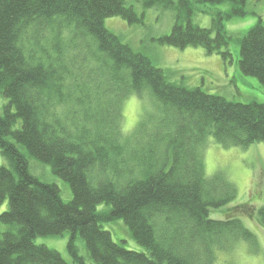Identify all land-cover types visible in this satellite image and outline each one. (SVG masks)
<instances>
[{"label":"trees","instance_id":"trees-1","mask_svg":"<svg viewBox=\"0 0 264 264\" xmlns=\"http://www.w3.org/2000/svg\"><path fill=\"white\" fill-rule=\"evenodd\" d=\"M225 2L233 12L216 13L211 29L193 22L195 5ZM135 3L175 12L161 44L233 59L224 23L245 15L246 0H0V264H225L257 246L240 219L211 218L237 194L224 174L205 173L200 149L209 136L264 143V104L169 82L104 25H143ZM256 29L241 40L238 65L264 90V26ZM132 94L159 105L136 139L122 132ZM47 166L53 180L30 174ZM256 217L264 228V207ZM117 222L144 252L115 242L106 225ZM65 234L71 263L36 243Z\"/></svg>","mask_w":264,"mask_h":264},{"label":"rangeland","instance_id":"rangeland-1","mask_svg":"<svg viewBox=\"0 0 264 264\" xmlns=\"http://www.w3.org/2000/svg\"><path fill=\"white\" fill-rule=\"evenodd\" d=\"M133 6L139 14L144 12L142 16L144 25L131 26L120 17L106 20L105 25L108 30L119 36L123 43L129 44L136 52L148 57L157 68L163 69L171 82L176 83L175 78L189 77V84L195 85L205 73L207 87H210L209 83L218 85V88H203L210 95L222 96L227 100L241 104L252 102L264 104V90L259 81L255 78L241 76L238 66L241 40L257 25L259 17L264 14V0H248L247 16L233 18L226 22V31L234 38L229 46L233 59L226 63L218 53L208 54L201 49L191 47L182 51L159 44L158 39L171 34L176 23L175 12L164 11L160 8L145 10L136 3ZM231 10L230 2L220 5H197L198 13L195 14L193 22L202 28L211 29L216 13H229ZM240 19L247 23H243ZM249 20H254L255 23L249 22ZM173 74L175 77L171 76ZM6 103L7 100L0 94V112L3 111ZM154 103L150 97L141 100L132 96L125 100L122 110L125 136H133L139 125L150 117ZM132 139H136V137ZM204 154L205 173L208 176L216 173L224 174L227 180L234 185L237 193L234 202L222 209L212 211L211 218L215 220L238 218L257 238L256 247L247 248L248 251L245 250V247L236 249L235 255H230L225 264H264V228L259 225L256 218L264 203V143L253 144L243 149L239 147L225 148L213 142L212 145L207 146ZM45 171V169L39 168L35 176L42 182L47 178L53 180V173L49 166H47V174H43ZM6 209L7 205L0 210V213ZM106 226L112 230L115 242L122 244L128 250L144 252L135 243L122 222ZM68 242L69 234L59 238L36 240L37 244L45 245L59 252L65 261L71 263L72 260L67 249ZM77 245L80 254L86 256L84 243L78 241Z\"/></svg>","mask_w":264,"mask_h":264},{"label":"bare ground","instance_id":"bare-ground-1","mask_svg":"<svg viewBox=\"0 0 264 264\" xmlns=\"http://www.w3.org/2000/svg\"><path fill=\"white\" fill-rule=\"evenodd\" d=\"M247 1V3H248V0H246ZM225 3H227V2H225ZM247 3H246V5H247ZM222 4H224V3H222ZM207 5H211V4H207ZM216 5H220V4H216ZM196 6L197 5H195V10H194V14H197L198 12L196 11ZM200 6H205V5H200ZM233 8V7H232ZM152 9V8H151ZM170 11V10H169ZM245 11H246V6H245ZM174 12V11H173ZM232 12H233V10H232ZM264 13V12H263ZM247 12L245 13V15H242V16H233V17H231V19H233V18H245L246 16H247ZM176 16V15H175ZM194 18V17H193ZM263 18H264V14L261 16V17H259V19H258V23H257V25H255L249 32H251L253 29H256L257 28V26L258 25H260V24H262L263 26H264V23H263ZM108 19H110V18H108ZM108 19H105V21H104V25L106 24V20H108ZM231 19H229V20H231ZM229 20H226L225 21V23H224V26H225V31H226V22L227 21H229ZM241 20V19H240ZM241 21H243V20H241ZM127 22V21H126ZM249 22H253V23H255V21L254 20H249ZM128 23V22H127ZM243 23H247V21H243ZM129 24V23H128ZM196 24V23H195ZM130 25V24H129ZM135 25H137V26H140L141 24H135ZM144 25V24H143ZM197 25V24H196ZM132 26V25H131ZM197 26H199V25H197ZM247 26V25H246ZM249 26H251V25H249ZM105 27H106V25H105ZM200 27V26H199ZM107 28V27H106ZM202 28V27H201ZM257 30V29H256ZM110 31V30H109ZM220 32V30L218 29L217 30V34ZM248 32V33H249ZM113 33V32H112ZM226 33L228 34V36L231 38V40H230V42H229V44H231L234 40V38H233V36L232 35H230L227 31H226ZM247 33V34H248ZM246 34V35H247ZM116 35V34H115ZM245 35V36H246ZM117 36V35H116ZM244 36V37H245ZM119 37V36H118ZM243 37V38H244ZM120 38V37H119ZM158 43L159 44H161L159 41H158ZM162 45H165V46H169V47H174V48H177V49H180V50H182V51H184L185 49H187V48H189V47H191V48H198V49H201V50H203L205 53H208L206 50H204L202 47H200V46H192V45H188V46H186V47H183V48H179V47H175V46H170V45H166V44H162ZM230 46V45H229ZM218 48L221 50L222 49V46H218ZM214 49V48H213ZM240 49H241V46H240ZM134 50V49H133ZM228 50H229V47H228ZM135 51V50H134ZM139 53V52H138ZM142 54V53H141ZM209 54V53H208ZM144 55V54H143ZM145 56V55H144ZM146 57V56H145ZM149 61H150V63L155 67V68H157L153 63H152V61L148 58V57H146ZM239 66V65H238ZM157 69H160V68H157ZM161 71H163L164 72V74L166 75V77H167V74H166V72L163 70V69H160ZM239 71H240V74H241V76H243V77H245V78H253V77H246V76H244L243 74H242V72H241V70H240V68H239ZM172 77H175V74H173V75H171ZM256 79V78H255ZM167 80L169 81V82H171L169 79H168V77H167ZM174 80H176L175 82L176 83H174V82H171V83H173V84H176V85H180V86H184V87H186V88H189V89H202L203 90V88H208V89H210V88H218V85H213L212 83H209V85H210V87H207L206 85H207V82H206V75H205V73H203V76L201 77V79H199L198 80V83L196 82V84L195 85H191V84H189L190 83V80H189V77H185V78H175ZM189 85V86H191V87H194V88H190V87H188L187 85ZM225 88V87H224ZM204 91V90H203ZM204 92H206V91H204ZM207 94H209L208 92H206ZM132 96H135V97H137V98H139V99H141L140 97H138V96H136L135 94H132V95H129L127 98H129V97H132ZM217 96V95H216ZM151 98L155 103H154V107L152 108V112H151V115H150V117L148 118V119H146L142 124H140L139 125V128L136 130V132L133 134V136H125V134H124V132H123V125H122V132H123V134H124V136H125V138H133V137H136V136H138L139 135V133H140V131L144 128V125H145V123L146 122H148L149 121V119H152L153 118V113L159 108V105L156 103V101L150 96V95H146L144 98ZM220 97H222V96H220ZM126 98V99H127ZM144 98H142L141 100H143ZM224 98V97H223ZM125 99V100H126ZM125 100H124V102H123V106H124V103H125ZM228 101H230V100H228ZM231 102V101H230ZM235 102V101H234ZM238 103V102H237ZM247 104H249V103H247ZM123 106H122V110H123ZM121 116H122V119H123V114H121ZM122 123H123V121H122ZM143 140L144 139H142V137L141 138H139V139H137V142H138V145H140V147H141V143L143 142ZM213 142H215V143H217L218 145H222L223 147H225V148H230V147H239V146H234V145H223V144H221V143H219V142H217L213 137H211V136H209V137H207V139H206V143H205V145H203L202 147H201V156H202V160H203V162H204V153H205V150H206V148H207V146L208 145H212L213 144ZM257 144H263V143H257ZM239 148H241V147H239ZM243 149H246V148H243ZM37 170H39V169H36V168H34V167H31V169H30V174L31 175H33V176H35V173H36V171ZM41 171V170H40ZM216 174H222V173H216ZM164 176H166V174H164ZM237 194V193H236ZM7 205V207H8V202H5L1 207H0V210L1 209H3V208H5V206ZM264 207V203H263V205H262V207L261 208H263ZM260 208V209H261ZM259 209V210H260ZM2 213V212H1ZM0 213V214H1ZM257 218V217H256ZM241 222H242V224L245 226V224L243 223V221L242 220H240ZM257 222L259 223V221L257 220ZM259 225H260V223H259Z\"/></svg>","mask_w":264,"mask_h":264}]
</instances>
